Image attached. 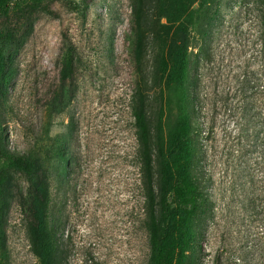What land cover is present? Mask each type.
<instances>
[{"label":"rangeland","instance_id":"obj_1","mask_svg":"<svg viewBox=\"0 0 264 264\" xmlns=\"http://www.w3.org/2000/svg\"><path fill=\"white\" fill-rule=\"evenodd\" d=\"M9 2L0 13V264L43 263L33 229L38 179L51 193L53 264H149L150 202L166 246L162 264H213L217 256L236 264L237 250L247 248V221L236 216L246 211L222 148L237 127L218 95L235 99L236 76L247 71V0H220L225 26L199 71L205 101L192 113L201 128L193 137L200 166L211 170L212 213L194 217L189 231L170 190L183 160L175 140L180 93L157 36L168 17L180 19L174 0ZM134 108L149 131L151 201L141 187ZM1 149L31 156L39 178L11 167Z\"/></svg>","mask_w":264,"mask_h":264},{"label":"trees","instance_id":"obj_2","mask_svg":"<svg viewBox=\"0 0 264 264\" xmlns=\"http://www.w3.org/2000/svg\"><path fill=\"white\" fill-rule=\"evenodd\" d=\"M174 0V11L180 15L167 18L160 26L159 37L164 41L160 51V61L164 64L166 76L180 93L177 106L176 147L182 155L175 181L170 190L189 231L194 217L208 218L212 213V196L206 188L210 179V168L201 167L198 153L203 150L196 146V131H200V122L194 124L192 113L201 109L204 99L199 93L200 70L208 68L213 60L217 35L223 29L219 10L220 0ZM39 5L40 0H33ZM9 0H0V13L9 11ZM251 15V24L247 27V71L238 73L233 97L219 94L220 106L229 115L234 116L236 133L222 144L223 154L230 156L233 162V179L240 189V202L245 213L236 216L237 221H247V248H240L233 257L236 264H264V0H247V15ZM248 19V17H247ZM176 22V24H174ZM198 90V93L196 91ZM135 133L138 139L137 157L143 189L147 198L152 200V178L150 176L151 149L149 131L145 115L141 110L133 109ZM2 157L14 168L22 170L33 179L38 177L37 162L28 154H17L1 149ZM68 166V162H67ZM6 174L0 172V186ZM44 182V178L42 179ZM33 195L37 203L33 209L35 226L38 231L42 264H53L54 224L47 210L51 204L48 187L41 185L38 179ZM146 228L150 248L149 264H162L166 246L162 240V229L158 225L152 204L146 210ZM213 264H220L215 257Z\"/></svg>","mask_w":264,"mask_h":264}]
</instances>
